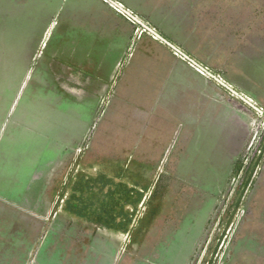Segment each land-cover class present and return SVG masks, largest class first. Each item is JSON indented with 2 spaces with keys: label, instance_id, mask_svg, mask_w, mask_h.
Wrapping results in <instances>:
<instances>
[{
  "label": "rangeland",
  "instance_id": "1",
  "mask_svg": "<svg viewBox=\"0 0 264 264\" xmlns=\"http://www.w3.org/2000/svg\"><path fill=\"white\" fill-rule=\"evenodd\" d=\"M58 1L0 0V264H264V0H125L182 25L134 22L140 61ZM154 42L198 56L185 101Z\"/></svg>",
  "mask_w": 264,
  "mask_h": 264
},
{
  "label": "crops",
  "instance_id": "2",
  "mask_svg": "<svg viewBox=\"0 0 264 264\" xmlns=\"http://www.w3.org/2000/svg\"><path fill=\"white\" fill-rule=\"evenodd\" d=\"M118 9H121L123 13L119 12ZM56 14L58 19L73 20V28L80 29L79 45L85 43V37H87L86 42L89 45L101 48L99 51L111 53L110 59H124L125 53L132 51L134 46H136V49L131 55L132 61H140L142 57L146 56L145 52H149L145 48V39L134 40V22L141 24L144 20L148 23L146 28H155L164 37L172 36L173 33L170 32V29H178L182 26L179 23H167L168 19H160L148 10L141 9L140 6H135L125 0H59ZM142 25L145 26L144 23ZM81 37H84L83 40L85 41ZM99 40H102L104 45H97L96 41ZM169 41L176 45L174 40L169 39ZM153 45L157 49L155 51H159L160 55H169L171 58L169 61L163 60L159 54H155L154 58L151 57V64L145 65L157 69L154 72V82H157L155 80L157 76L164 78L163 80L160 79V82H168L171 85L170 91L174 94L171 98L185 101L193 93V83L189 81L188 76L181 74V72L184 71V74L188 73L198 80H203L194 71L195 68L191 62L196 61L198 56L190 54L191 60L183 61L168 54V51L157 43L154 42ZM177 49L182 51L178 47ZM184 51L188 52L187 50ZM165 78H168V80H165Z\"/></svg>",
  "mask_w": 264,
  "mask_h": 264
},
{
  "label": "trees",
  "instance_id": "3",
  "mask_svg": "<svg viewBox=\"0 0 264 264\" xmlns=\"http://www.w3.org/2000/svg\"><path fill=\"white\" fill-rule=\"evenodd\" d=\"M66 209L69 212L74 213L78 216H88V214H90L91 212L90 209L87 207V204L85 203L83 198L79 197L78 199H75L74 196H72V201L67 202ZM98 218H101V217H98ZM111 224L113 223H107L108 226H111ZM112 226H115V225H112Z\"/></svg>",
  "mask_w": 264,
  "mask_h": 264
},
{
  "label": "built area",
  "instance_id": "4",
  "mask_svg": "<svg viewBox=\"0 0 264 264\" xmlns=\"http://www.w3.org/2000/svg\"><path fill=\"white\" fill-rule=\"evenodd\" d=\"M105 1H107V0H105ZM118 11L121 12V13H123V12L121 11V9H118Z\"/></svg>",
  "mask_w": 264,
  "mask_h": 264
}]
</instances>
